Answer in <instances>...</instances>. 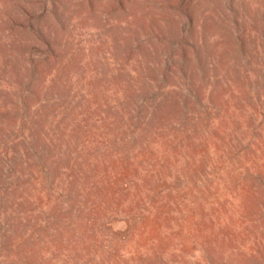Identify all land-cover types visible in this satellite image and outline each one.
I'll list each match as a JSON object with an SVG mask.
<instances>
[{
    "label": "rangeland",
    "instance_id": "1",
    "mask_svg": "<svg viewBox=\"0 0 264 264\" xmlns=\"http://www.w3.org/2000/svg\"><path fill=\"white\" fill-rule=\"evenodd\" d=\"M0 264H264V0H0Z\"/></svg>",
    "mask_w": 264,
    "mask_h": 264
}]
</instances>
